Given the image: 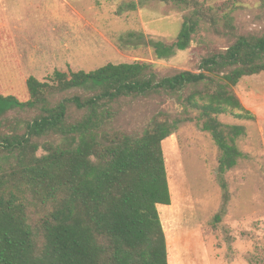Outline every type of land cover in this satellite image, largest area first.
Wrapping results in <instances>:
<instances>
[{
	"label": "trees",
	"instance_id": "16d2710c",
	"mask_svg": "<svg viewBox=\"0 0 264 264\" xmlns=\"http://www.w3.org/2000/svg\"><path fill=\"white\" fill-rule=\"evenodd\" d=\"M151 1L188 11L175 42H151L157 61L185 51L200 23L216 26L199 0ZM5 34L0 42L12 46ZM261 73L264 35L238 36L203 58L197 73L162 77L148 63L107 64L54 71L51 83L29 77L23 102L0 89V264H169L157 210L171 203L161 144L178 125L194 121L192 110L219 150V174L235 167L244 127L217 117L253 121L231 88ZM153 95L167 96L182 114L158 112L139 136L110 126L111 105ZM71 107L79 119L70 117ZM27 110L37 113L27 121L14 116Z\"/></svg>",
	"mask_w": 264,
	"mask_h": 264
},
{
	"label": "rangeland",
	"instance_id": "374dc122",
	"mask_svg": "<svg viewBox=\"0 0 264 264\" xmlns=\"http://www.w3.org/2000/svg\"><path fill=\"white\" fill-rule=\"evenodd\" d=\"M199 1L215 15V28L200 23L185 51L157 61L151 42H175L188 11L151 0H0V36L5 32L13 41V47L0 42L1 93L23 102L29 77L51 83L54 71L90 72L107 64L148 63L162 77L197 73L203 58L226 50L238 36L264 35V0ZM231 91L254 116L217 117L244 127L235 167L219 174V150L192 110L194 121L178 125L161 144L171 203L157 210L169 264H264V73L243 77ZM110 107V126L138 136L158 112L172 118L183 112L165 95L121 99ZM36 113L14 116L27 121ZM69 115L79 119L82 113L71 107Z\"/></svg>",
	"mask_w": 264,
	"mask_h": 264
},
{
	"label": "crops",
	"instance_id": "0c3cea01",
	"mask_svg": "<svg viewBox=\"0 0 264 264\" xmlns=\"http://www.w3.org/2000/svg\"><path fill=\"white\" fill-rule=\"evenodd\" d=\"M13 42V41H12ZM15 49V48H14Z\"/></svg>",
	"mask_w": 264,
	"mask_h": 264
}]
</instances>
